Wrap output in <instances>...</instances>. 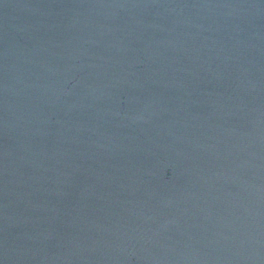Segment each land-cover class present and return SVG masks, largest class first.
<instances>
[{"label":"water","instance_id":"water-1","mask_svg":"<svg viewBox=\"0 0 264 264\" xmlns=\"http://www.w3.org/2000/svg\"><path fill=\"white\" fill-rule=\"evenodd\" d=\"M0 264H264V0H0Z\"/></svg>","mask_w":264,"mask_h":264}]
</instances>
